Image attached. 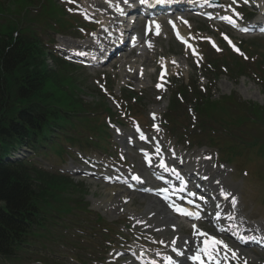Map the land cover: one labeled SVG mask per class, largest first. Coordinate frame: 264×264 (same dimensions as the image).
<instances>
[{"label": "rangeland", "instance_id": "1", "mask_svg": "<svg viewBox=\"0 0 264 264\" xmlns=\"http://www.w3.org/2000/svg\"><path fill=\"white\" fill-rule=\"evenodd\" d=\"M81 1H84L81 3L83 8L90 13L94 14V9L99 7L103 12L101 21L100 19L95 18L98 21V24H88L84 22L81 14L77 13L76 10L67 11L72 16L78 18L79 21H82L89 26L88 28H85L84 26L79 25L77 19L70 16L65 17L66 20H62V24L68 23V25H72L73 29L78 25L77 27H84V30H71L65 33H60L62 35L58 36H54L48 32V36L41 37V40L47 46L52 56L59 54L61 58L64 57L62 56L63 54L58 51V48L64 50L65 47L74 48L75 46H78L76 49H82L89 44L87 39H89L90 35L96 34L103 25H108V12L104 13L105 9L102 7L101 0ZM257 1L263 4L262 8L264 9V0ZM65 2H69V0H63L61 3L63 4ZM23 7L24 9L33 8L30 4H23ZM65 8L69 9L66 6ZM36 9V15L25 12L18 16V19L24 22L31 21L42 27L44 30L48 21L57 20L56 11L59 9L61 10L56 0H42L41 3L37 4ZM250 11L251 10L246 7L240 8V17L248 15L247 12L253 13V11ZM3 16L8 20H15L16 18V16L12 14H6ZM173 16L174 15H171L167 18H170L178 24L181 31L189 38V40L197 45L198 49L196 51L203 54V56L205 53L210 52L208 46L205 44L206 42L214 41L221 48L224 46L222 37H225L229 40V45L227 44V46L234 54H242L239 49L237 51V47L239 46L243 52L248 50L246 56L250 58L251 61L255 62L248 65L251 71H249L245 77H241L238 80H232L228 76L223 75L219 77L217 79L218 81L214 82V86H211L210 94L213 98H220L231 93L235 94V97L242 101L264 105V88L256 78L250 77L258 72L259 68L264 69V36H243L237 32L231 31L222 24L205 22L194 14L184 16V19L186 20L181 18L180 21L176 20L178 17ZM167 18L163 17L159 19V24L161 25L160 35L159 37L150 40L151 47L148 50H145L146 52H142L144 49L139 43L138 47L133 51H127L121 57L113 58L112 62L101 67H82L73 64V75L81 83L83 87L81 97L82 99L84 98L83 100L87 103L95 96H98V89L102 90L101 93L107 91L108 94L114 96L116 99L119 98L121 89L125 88L135 91L139 96V99L136 100V102L132 101L129 104V107L132 109L129 118L125 117L120 119L113 117L114 120L117 119L123 121L126 125L123 130V135L120 136L115 135L114 128L112 129L113 131L110 130L109 134L111 135V140L109 139L108 141L110 147V152L108 154L103 151H95L89 147H83L80 149V154L83 156L90 158L99 156L106 158L111 162V166L107 165L99 168L96 172L99 175H105L104 173L115 175V170H117L122 173L132 171L143 177L147 176V173L142 168L141 161L137 156L136 151L126 145L125 138L131 135V127H133L134 124H139L141 127L147 129L148 132H153L154 130L148 120V113L155 112L158 115H167L166 105L168 90L174 89V85L178 84V81L185 83L188 80H191L192 82L195 79L197 80L199 89L206 86V80L203 76L205 73L203 69L206 67L204 66L205 60L203 63V60L199 61L198 58L191 57L184 48L180 47L173 41L166 23ZM138 20L139 28L136 30H138L139 33L142 21H140V19ZM61 23H58V29H50L54 32L59 31L62 27ZM110 25H112V23ZM100 33L102 32L100 31L99 34ZM48 39L49 43H46ZM105 45H107V43ZM243 46L245 50L243 49ZM55 48L57 50H55ZM221 51L226 54L228 49L223 47L221 48ZM217 55L218 54L214 55L213 58H209V60L215 63L214 60L218 58ZM163 68L167 70L169 84L168 88L165 86V90L158 91L157 87L161 81L160 70ZM206 75L210 77L208 73ZM158 97L161 99L158 100ZM104 101L107 102L108 100L105 99ZM108 102L111 106L117 107L111 100ZM182 108L183 106L181 104L180 110L175 116L177 128L182 129H178L179 132L185 130L190 119L189 116L188 118L185 116ZM113 109L114 112H116V109ZM254 121L255 119L246 121L243 125L244 130L242 129V132H240L241 129L237 126L234 127L236 130L233 132V135H235L233 137H231V131H229L230 128H228V130L223 129L224 132H222L219 124L206 122L207 127L202 128L199 126L198 130H194L196 139H200L199 144H205L203 147L195 144V142L192 143V141L188 144L190 141L189 139H184L185 142L183 143L179 140L176 141V139L169 134V129L171 127L169 128L168 124L167 129H163L154 134L161 137L166 149H173L175 153H178V157H183L184 163H187L190 167L195 164L200 165L201 167L204 166L206 172L204 175L210 179L214 177L213 175H216V178H213L215 180L212 181L214 183L218 182L219 186L217 187L223 189L224 193L230 194L229 200H236L237 206H233L232 202L230 203L229 201L225 202L224 206H222L223 222L227 220L230 212H233L234 214L237 212L243 221L249 222V224H255L252 228L264 231V137H254L259 135L260 131L264 132V120ZM160 122L164 123L163 119H161ZM243 132L248 133V137L242 141L238 137H244ZM253 141H255L254 151L257 152V157L254 161L252 159L254 151L251 153L249 151L250 143ZM116 143H119V145ZM112 146L114 147L112 148ZM216 146L221 149V159L228 167H224L225 169L223 171L221 170V173L213 174L211 166L215 164L217 166L219 164V156L213 148ZM66 149L68 150V148ZM70 151L71 154L77 152L76 150ZM49 154L50 155L46 158H43L42 156L39 159H36V161L40 162L36 164L47 169L51 167L52 170L56 168L67 173H69V170L76 172L77 170L83 171L86 169V167L81 166L82 163L78 160L79 155L75 156V154H73V157L71 154V157L64 155V161H61L56 158L57 154L54 152H50ZM203 156L205 158H210L211 160L205 162ZM51 160L52 163L50 162ZM201 160L205 162L202 165L200 163ZM51 164L53 165L51 166ZM230 167L234 168L235 171L232 172ZM188 169L190 170V168H187V170ZM243 172H245L247 176L243 177L241 175ZM69 174L73 177V180L78 183L76 184L78 185L77 189L83 193L82 198L84 203L87 204V210L90 214L76 212L75 214L77 215V218L64 220L65 224L73 223L75 226L68 228L65 232L62 228H58V230L59 232H62L63 235L71 237L73 243L78 247H87L90 249L89 251H86L85 249L77 251L78 254L84 255L89 259L84 260V258H81L86 262L84 264H132V258L128 256L115 258V252L123 251V249H127L130 246H136L139 248V242H142L140 245H143L145 242L150 243L152 241H155L156 243L152 242L154 246L151 251L157 252L161 250L160 245L162 243L165 241L168 242L175 236L185 239L190 238L188 225L183 221H175L180 225L177 229L171 230L165 228L160 230L156 219H148L146 225L143 226V228H140L143 233L137 231L133 224V218L136 216L147 218V216H149L147 209L148 205H157V201L151 199L152 197L150 195L131 192V196H128V199H130L131 202L125 203V201H122L121 203L122 197H120V194L125 191V186L105 183L102 178H98L97 176L82 178L71 172ZM220 174H222L223 177H219ZM118 193L120 194L117 197ZM240 196H242V198H240ZM96 215L101 217L102 221L105 223V225H103L104 227L96 225ZM70 220L75 221L77 224H74V222H71ZM160 220V222H165L164 219ZM148 226H150V229H145V227ZM166 226L169 225L167 224ZM201 227L205 231L206 236H213V234H216L222 240L226 239V236L217 233L213 227L207 223H201ZM103 228H106L107 230H104ZM158 229L160 231H158ZM108 244H112L111 247H107ZM125 244L128 245L127 248L124 247ZM38 249V246L31 249V259H28L29 261L41 257L50 263H54L53 260L57 259L56 263L58 264H77L76 260L78 257H82L76 256V252H70L60 248V253L66 256L62 260L59 259L58 251L54 250L55 248L49 249V251L53 253L52 256H48L46 253L40 252ZM243 253L248 256L250 264H264V253L251 250L244 251ZM1 263L4 264L2 261ZM33 263L34 262H29L27 264Z\"/></svg>", "mask_w": 264, "mask_h": 264}, {"label": "trees", "instance_id": "2", "mask_svg": "<svg viewBox=\"0 0 264 264\" xmlns=\"http://www.w3.org/2000/svg\"><path fill=\"white\" fill-rule=\"evenodd\" d=\"M39 41L36 36L18 32L13 23L0 30V261L8 264L28 259L30 248L61 243L51 226L61 220L60 207L68 201L64 196L72 182L42 170L30 159L5 158L21 147L29 149L33 158L45 157L55 146V139L66 136L62 126L72 121L79 122L78 129L85 125L86 132L98 129L94 121L100 112L97 102L85 103L79 98L80 83L71 66L57 60L54 67L47 65V53ZM232 65L234 72L240 73V64ZM178 96L193 107L201 126L251 108L230 96L204 99L187 86L178 90ZM178 103L176 95L171 96L168 111L174 112ZM248 113L260 117L262 110L252 107ZM244 120L238 118L237 125ZM79 135L81 138L83 134Z\"/></svg>", "mask_w": 264, "mask_h": 264}, {"label": "snow or ice", "instance_id": "3", "mask_svg": "<svg viewBox=\"0 0 264 264\" xmlns=\"http://www.w3.org/2000/svg\"><path fill=\"white\" fill-rule=\"evenodd\" d=\"M69 2H70V3H71V2H74V0H69ZM166 2H170V0H155V3H157V4H163V3H166ZM123 3H124V4H129V0H123ZM139 3H140L141 5H147V6H149V7L152 6L151 4L148 3V0H139ZM129 6H130V5H129ZM117 10L120 11L121 14H123V11H122L121 9L118 8ZM224 19H226V20H228L230 23H232V20H231L229 17H224ZM156 27H157V29H159V25H157ZM156 34H159V32L157 31ZM177 37L180 38V37H179V33H177ZM230 43H231V42H230ZM148 46L151 47L150 44H149ZM218 50H219V49H218ZM237 51H238V49H237ZM133 179H137V178H136V177H133ZM225 198H227V196H225ZM232 204L235 206V204H236V200H235V199L232 200ZM187 215H191V214H187ZM195 218L199 219V216H196ZM200 235H202V236H206L205 233H200ZM203 243H204V245H205V250H208L209 248L215 249L217 246H221V247H224L225 249H227V245L224 244L223 241H220V240L215 239V238H212V237H208L207 239H205V240L203 241ZM178 254H179V253H178ZM232 255H233V258L236 257V253H235V252H233ZM193 259L195 260V259H197V258H196V257H193ZM170 264H171V262H170Z\"/></svg>", "mask_w": 264, "mask_h": 264}, {"label": "bare ground", "instance_id": "4", "mask_svg": "<svg viewBox=\"0 0 264 264\" xmlns=\"http://www.w3.org/2000/svg\"><path fill=\"white\" fill-rule=\"evenodd\" d=\"M124 7H128L127 5H124ZM180 9H183L182 7H180ZM133 13H135L133 11ZM117 20H121V19H117ZM178 22V21H177ZM160 29V28H159ZM120 193L117 194V197L119 196ZM122 194H120V197L122 198H127L129 195H125V196H121ZM148 212L154 215V218H157L159 220L160 225H158L159 227H163L165 225H169L171 226L173 224L172 219L168 216V214L166 213L165 209L160 207H157L155 205H148L147 207ZM152 209V210H151ZM160 219H164L165 222H160ZM141 220H145V218H141ZM157 226V227H158ZM188 243V242H187Z\"/></svg>", "mask_w": 264, "mask_h": 264}]
</instances>
